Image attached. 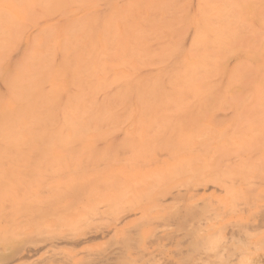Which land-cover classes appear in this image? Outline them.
I'll return each instance as SVG.
<instances>
[{"label":"rangeland","instance_id":"374dc122","mask_svg":"<svg viewBox=\"0 0 264 264\" xmlns=\"http://www.w3.org/2000/svg\"><path fill=\"white\" fill-rule=\"evenodd\" d=\"M16 1L21 5L19 12L26 8V14L20 15V22L8 25L10 16L6 12V52L0 50L6 75L14 65H22L31 73L44 68V75L70 82L69 96L72 80L100 74L103 47L117 42L118 36L109 32L104 45H90L88 36L97 34L90 26L96 17H103L108 2L123 0ZM204 1H150L155 11L165 12L166 16L160 29H152L159 30L156 34L160 38H148L146 44L190 46L196 30L185 28L183 20L186 15L196 19ZM151 17L155 16L144 14L141 19ZM113 21L122 24L118 28L123 34L127 20L116 16ZM143 30L139 29L143 36L151 34ZM49 47L55 51L53 57ZM210 47H216L215 43ZM149 52H154H146L152 57L151 65L143 68L142 74L151 75L162 65L156 64L158 57ZM68 109H75V105L72 103ZM236 114L232 109H216V105L202 110H169L163 115L174 118L162 115L141 126L119 125L109 139L77 142L78 150L25 155L21 160L30 164L6 167L0 173L3 181L26 189L14 190V197L23 202L28 197L34 208L43 203L55 214L31 220L28 229L23 228L21 235L15 234L8 241L81 236L96 226L112 231L84 239L77 246L44 245L32 256H22L9 264H43L51 260H63L64 264H264V123L249 124L243 118L236 119ZM125 131L132 134L122 136ZM181 134L185 142L183 146L178 144L176 160H169L171 143L178 146L174 142L183 139ZM203 178L217 182L220 190L210 186L196 195L185 194ZM83 187H93L97 196L93 207L83 210L89 214L86 219L78 216ZM177 190L180 196L167 194ZM107 200L110 207L100 205ZM126 201L135 205L137 213L114 230L115 214Z\"/></svg>","mask_w":264,"mask_h":264},{"label":"bare ground","instance_id":"6f19581e","mask_svg":"<svg viewBox=\"0 0 264 264\" xmlns=\"http://www.w3.org/2000/svg\"><path fill=\"white\" fill-rule=\"evenodd\" d=\"M150 1L154 0L108 2L107 8L103 9V17H96L90 26L97 34H90L88 43L104 45L109 32L118 36L115 38L118 43L112 41L104 45V57L98 70L100 74L72 80L69 87L72 93L69 96L70 82L56 75H44V68L39 67L31 73L22 65H14L10 74L6 75L2 68L3 55H0V85L3 87L0 89V173L11 165L19 167L21 164H30V161L21 160L25 155L76 150L77 142L109 139L119 125L141 126L169 110H202L216 105V109H232L237 112L236 119L243 118L249 124L264 123V0H205L196 19L186 15L183 20L185 28L193 27L196 30L192 43L186 47L146 44L148 38H160L156 34L159 30L152 29H160L162 18L166 16L165 12L155 11ZM20 6L16 0H0V50L4 52L6 12L10 16L8 25L20 22V15L24 17L26 14V8H22V13L19 12ZM144 14L155 17L141 19ZM116 16L127 20L123 34L118 28L122 24L113 21ZM139 29L151 34L143 36ZM210 43H215L216 47L209 49ZM35 45L38 46L39 43ZM149 50L154 52H149L150 54L158 57L159 62L156 64H162L151 75L145 71L142 74L143 68L151 65L152 57L146 54ZM208 50L216 51L217 54L212 55L206 52ZM50 51L53 57L55 51L51 48ZM34 53L35 49L32 55ZM72 103L75 109H68ZM245 110L248 114H245ZM168 117L174 118L162 116ZM103 129L106 131H102ZM131 134L132 132L125 131L122 136ZM181 136L183 139L174 144L183 146L186 137L183 134ZM171 144L172 147L167 152L170 156L168 159L173 158L175 161L179 145H173V142ZM1 176L0 264L12 263L25 255L32 256L44 245L54 247L65 243L77 246L84 239L112 233L108 227L96 226L85 228L87 231L81 236L72 234L38 238L37 242L36 239L19 243L8 241L15 234L23 233V228L28 229L31 220L39 221L41 217L55 214L50 213L52 211L49 208L45 209L43 203L34 208L28 197L26 200L29 203L25 199L23 202L14 197V190L26 189L19 184L6 183ZM209 180L203 178L194 182L195 185L188 188L185 194L196 195L210 186L220 190L217 182ZM83 188L80 198L82 209L80 206L81 212L78 214L80 219L88 217L89 214L83 210L92 206L97 198L94 194L95 186V189ZM170 193H167L170 197L181 195L180 190L175 194ZM162 195L166 196L164 193ZM163 197L161 198L167 196ZM53 198H50V202ZM105 202L107 203L100 202V205L111 206L108 200ZM122 203L125 207L122 205L123 210L120 209L115 214L114 230L126 219L136 215L138 210L132 202ZM51 205L50 207L53 206ZM115 212L117 211L114 210L113 213ZM61 215L56 214L58 217ZM92 215L93 212L90 217ZM115 215L111 216L114 218ZM33 238L32 236L31 239ZM64 263L63 260H51L43 264Z\"/></svg>","mask_w":264,"mask_h":264}]
</instances>
